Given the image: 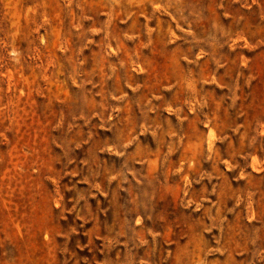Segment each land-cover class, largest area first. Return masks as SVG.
Instances as JSON below:
<instances>
[{"label":"rangeland","instance_id":"1","mask_svg":"<svg viewBox=\"0 0 264 264\" xmlns=\"http://www.w3.org/2000/svg\"><path fill=\"white\" fill-rule=\"evenodd\" d=\"M0 264H264V0H0Z\"/></svg>","mask_w":264,"mask_h":264}]
</instances>
